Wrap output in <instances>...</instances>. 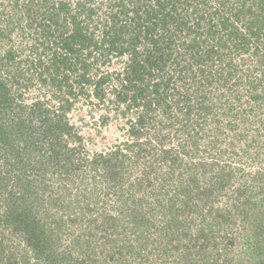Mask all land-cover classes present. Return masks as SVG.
<instances>
[{"label": "trees", "instance_id": "16d2710c", "mask_svg": "<svg viewBox=\"0 0 264 264\" xmlns=\"http://www.w3.org/2000/svg\"><path fill=\"white\" fill-rule=\"evenodd\" d=\"M40 2L47 6L46 11L38 8L30 11L24 7L21 11L28 13L22 14L29 21L42 17L36 28H41L43 35L34 31V43L24 47L28 54L14 48H9L4 55L0 53V159L3 161L0 174L6 171L10 175L6 181L0 176V264H90L95 248L90 251L88 239L94 240V230L83 229L82 234L77 233L72 228L65 229L67 224L61 222L62 217L51 219L50 215L56 211L51 209V214L47 208L45 191L39 194L33 189L27 192L21 189L23 194L13 197L16 193L10 190L9 183L14 176L20 181V172L25 169L17 165L21 163L18 160L21 151L40 154L50 150L51 156H60L61 168L69 171L74 168L71 162L84 150V145L77 128L63 120L72 106L71 94L76 97L81 94L75 93L76 88L86 87L91 88L87 93L88 104L99 111L100 125L105 126L112 113H119L127 118L133 138H139L144 121L149 120L142 114L143 108L147 113L156 105H163L168 112H163V117L158 119L159 125L150 117L152 125L147 129L152 130L156 142L162 141L161 131L170 132L171 126H177L174 135L186 132L192 147L197 146V135L202 132L221 145L236 140L251 144L253 132L258 137L264 133V0H106L102 3L106 10L99 3L95 5V0H78L71 5L73 9L66 1L56 6L46 5V0ZM9 4L3 19L4 13L0 10V42L8 38L5 32L20 8L17 3ZM62 14L67 16L60 25ZM74 14L78 15V21ZM20 17L16 20L20 21ZM66 20L71 22V27H67ZM40 38L44 41L40 42ZM111 62H116L112 69L94 70V74L88 75L92 66L105 67ZM112 81H117L118 87H114L113 96L108 98L105 88ZM37 84L42 86V95L44 88L47 91L53 88L59 93L63 104L57 113L46 108L44 100L26 103L25 99L13 95ZM173 109L176 114L171 112ZM129 114L133 116L128 119ZM154 125L159 127V134H155ZM52 139L58 143L47 149L43 141ZM136 141L141 153L145 148L146 169L133 186L141 188L146 184V187H158L159 193L163 191L160 194L165 199H157L156 206L162 216L168 215L170 219L156 230V237H150L145 234L149 222L147 210L142 214L140 206L138 210L126 209L137 241L125 243L130 252H135L143 264H220L218 245L222 243L213 234L220 223L209 222L196 235L190 221H186L177 235L173 227L177 224L178 212L191 210L188 200L194 193L201 197L205 193L209 195L225 177L241 178L244 168H230L231 163L215 162L213 167L194 155L191 157L185 150L173 153V148H163L157 153L151 140ZM221 150L220 154L224 152ZM85 155L86 164L93 171L101 172L103 179H100L106 185L122 186L123 161L118 158L111 165L108 154L100 153L92 159ZM188 159L190 163L192 160L189 169L203 167L205 174L201 181L194 173L176 184L171 176L181 169L180 162L185 160L188 164ZM159 165H165L167 171L158 173ZM42 166L40 161L29 169L40 172ZM151 172L156 179L149 178ZM200 184L205 187L199 192ZM62 186L58 183V193ZM123 190L122 187L119 194ZM116 199L124 204L130 200L122 201V196ZM208 199L206 196L200 203L206 207ZM142 201L133 200L132 204ZM54 209L61 212L60 207ZM67 211L73 214L70 208ZM103 226L98 227L97 233H102L100 240L108 238ZM259 227L264 233V221ZM66 231L67 239L62 241ZM225 232L224 238L228 240L231 229ZM242 244L246 255L252 253L251 237L247 235ZM121 256L119 251L117 258ZM175 256L178 257L175 259ZM244 261L243 258L236 264ZM228 263L234 264L231 259Z\"/></svg>", "mask_w": 264, "mask_h": 264}, {"label": "rangeland", "instance_id": "374dc122", "mask_svg": "<svg viewBox=\"0 0 264 264\" xmlns=\"http://www.w3.org/2000/svg\"><path fill=\"white\" fill-rule=\"evenodd\" d=\"M61 1H66L71 6L72 4H77L78 0H46V5L56 6ZM105 1L106 0H95L94 3L95 5H98L99 3V5H101L100 7L103 10H106V6L102 5ZM36 2H38V4H36ZM9 3H17L20 8H17L18 11L13 18V23L10 24V28L5 32L8 38L0 42V53L1 55H4L9 48H14L17 51L28 54L27 51L24 52V47L34 43L32 41L35 35L34 31H38V33H42L43 35L42 29L36 28V24L41 23L43 19L41 16H38L33 20L29 21L28 18L26 20L25 15L28 13L21 10L25 8L33 11L38 8L40 11H46L47 6L44 7L40 0H0V10L1 13H4L2 19L5 18L4 15H6L5 12L7 9H10ZM71 9H73L72 6ZM22 13H25V15ZM19 16H21L20 21L16 20V17ZM66 16L67 15L63 14L61 16L59 15L60 25L63 23L62 19ZM74 16H76V14H74ZM78 18L77 15L75 17L76 21L79 20ZM66 22L67 27H71V22L68 20H66ZM65 29L62 28V30ZM56 35H58V33H56ZM41 41H44L43 38H40V42ZM115 63L113 64L111 62L105 67L96 64L90 68L91 71L88 75H91L92 73L94 74V70L112 69L116 66ZM3 71L5 72L4 69ZM115 86L118 87V82L112 81L110 82V87L107 86L105 88L107 97L109 95L108 98L113 94L112 92ZM43 91L44 94L42 95V86L40 87L37 84L34 85V87L21 90L19 93H13V95L16 98L25 99L24 102L26 103H32L36 99L41 102L44 100L47 104L45 107L52 113H57L60 105L62 106L63 104V101H60L59 93L53 88H50L49 91L44 88ZM64 91L66 90L64 89ZM78 91H80L81 94L78 93V96L76 97L75 94H71L72 106L63 120V122L65 121V123L74 125V127L77 128L76 132L78 130L79 136L82 137V143L84 145V150L80 151L77 159L74 158L71 162L74 165V168L70 170L71 172L69 169L66 170L63 167L61 168L62 161H60V156H51L52 153L50 150L46 151V153H44L45 151H41L40 154L32 153V150H27L29 152L23 150L21 151V155L18 156L20 158L18 160L21 161V163L17 164L19 168L25 167V169L20 172L22 178L20 181H16L17 176H14L8 186L11 188L10 190L16 193L13 197L19 194L22 195L23 193L21 189L26 192L27 190L33 189V191H36L39 194L45 191L43 192V198H46L45 203L47 208L51 214L52 210L56 211L54 215H50L51 219L58 218L59 216L62 217L61 222L63 221V223L67 224L65 229L72 228L77 233L82 234L83 229H86V231L94 230V240L93 238L91 240L88 239V241H91L89 246L90 251L95 248L93 260H91L90 264H143V262H139L138 255L135 252H130L131 248H128L125 244L127 241H131L135 244L137 243V241L134 240L133 223H130L131 217L126 215V209L138 210V207L140 206L143 209L142 214H145L144 209L147 210L148 216L146 217H148L149 222L146 226L145 234L150 237H156V230H159L167 219H170L168 218V215L162 216L159 212V207L156 206V203L159 202L158 200L165 199V196L160 194L163 191L159 193L158 187H146V184L145 187L141 188H135V186H133V183L136 182L137 178L141 177L143 170L146 169L144 164L146 161L144 152L145 148H143V152L141 153L140 146H138L139 143L136 140H151L152 145H155L154 150L157 153L163 148H173V153H180L181 150H185L186 152H189L191 157L194 155L196 156L194 158H199L205 161L209 166L214 167L215 162L221 164L231 163L230 168L239 166L244 168L243 175L240 173L241 178L230 177L227 179L225 177L226 180H221L219 186L216 184L214 190L211 191L209 195L208 193H205L206 195L204 197H209V203H207L206 207L200 203V200L204 197H201V195L197 196V193H194L190 200H188L189 206L192 207L191 210L188 209L184 211V209H182V212H178L177 221L175 222L177 224L174 225L173 230H177L176 235L179 234L181 229H184L183 226L186 224V221H190L189 225L191 224L192 229L195 231L194 234L196 235V231L202 227L205 228L208 226L209 222L220 223L217 228H214L213 232L217 241L222 243L218 245V260L220 264H229L228 262L230 259L236 264L243 258L246 264H264V233L259 227L261 221H264V143L260 142H264V133L258 137L257 133L253 132L252 135L254 136L251 144H246L245 141L236 140L232 144L227 142L226 144L221 145L219 142L213 140L211 135L205 136L206 132H202L197 135V138H199L197 146L192 147V143L187 140L189 138L187 133L184 132L174 135L177 126H171L170 132L167 130L160 132L161 136L159 137H163L162 141L156 142L155 137L151 133L152 130L147 131L149 126L152 125L150 124V117L154 123H157L156 125H159L158 119L163 117V112H168L163 105H156L155 108H151L153 110H149L147 113L143 108L142 114L146 118L149 117V120L144 121L143 133L139 131V135L141 134L139 138H133L129 131V127L131 126L126 121L127 118H125L124 115L112 113V118L106 121L105 126L100 125L102 119L99 118V111L94 110L92 105L88 104L89 98L87 97V93L91 91V88L86 87L82 88V90L76 88L75 93ZM64 96L67 97L66 94H64ZM93 101L96 102V100ZM171 112L176 114V110L174 109ZM132 116L133 115L129 114L128 119ZM9 122L10 121L8 120V123ZM156 125H154L156 131L155 134H159V127ZM181 135L182 138H178V136ZM15 139L16 137L12 138L13 141H15ZM43 143L47 149H52V147H54L53 145L58 143V140L52 139L45 142L43 141ZM6 149H8L7 146ZM220 149H222L221 151H224L221 152V154L218 152ZM137 152H139V156ZM83 153H86L87 156L85 155V157H88L89 159L94 158L100 153L108 154L111 158L109 161L111 165L115 163V159L119 158L120 161H123V166L121 168L122 177L120 176L123 181V184H121L122 186L119 185L113 187L112 183L109 184L108 181V185H106L101 180L103 179L101 178V172L93 171L94 168H91V166L86 164V161L83 158ZM116 153L118 154L116 155ZM1 161L2 160L0 159V166H2L1 164L3 163V161L2 163ZM40 161L43 163L40 172L31 171L29 169V167L35 164L37 165V163L39 164ZM158 161L156 160V162ZM187 161L188 164H186L187 162H185V160L184 162L179 161L182 163L181 169L176 170L171 176L173 182L175 181L176 184H179L184 178L194 173L201 181V176L205 174L204 171L206 168L198 167L193 170L189 169L192 160L191 163L189 162V159ZM159 167L162 169L160 168L157 170L158 173H164L167 171L165 165H159ZM183 172H185L186 175L181 176L180 174ZM0 176L3 181H6L10 175H8L6 171H2ZM156 177L157 176L153 172L149 174L150 179H156ZM84 180L85 184L83 182ZM206 180L207 179H205V182ZM58 183H60L61 186L62 184L64 185L59 193L56 190ZM170 183L171 182H169V185H171ZM184 183L185 182L182 183L183 186H185ZM44 184H46V188ZM130 185L131 188H129ZM86 186L87 190L85 191ZM208 186L209 185H207V187ZM120 187L124 188L122 194H119L121 192ZM204 187L203 184H200L199 192L203 190ZM24 188L28 189L25 190ZM195 191L197 192V189ZM117 196H122V201L125 199L130 200L126 201V204H124V201H117ZM138 199H143V201L135 205L132 204L133 200L137 201ZM55 206L60 207L61 212L54 209ZM68 207L73 212L72 215L67 211L69 210ZM121 208L125 209V211ZM44 211L46 212L45 207ZM86 211L88 212L86 213ZM203 213L205 214V217H202ZM222 214H224L225 218L222 217ZM153 215L156 216L153 217ZM102 225H104L103 228L106 234H108V238L100 240L99 237H101L100 234L102 233L98 234L97 232L99 231L98 227ZM246 228L248 229L246 230ZM229 229H231L230 236L228 240H226V238H224V233H226L225 230L228 231ZM248 231L250 233H248ZM95 232L97 234H95ZM66 234H68V231L64 234L62 241L67 239ZM95 235L97 236L95 237ZM247 235L249 239L250 237L252 239L251 247L253 248V250L251 249L252 253H249V255H246V251H244V246L242 244L245 242V237ZM230 239H234L236 242L233 243ZM117 251H120L122 255L120 258H117ZM175 253L176 251L174 254ZM216 253L217 252H212L213 255ZM30 255L32 256L31 258H33L34 253ZM177 257L178 256H175V259ZM85 258H87V254H85ZM244 262L241 264H245ZM176 264L185 263L179 262Z\"/></svg>", "mask_w": 264, "mask_h": 264}]
</instances>
